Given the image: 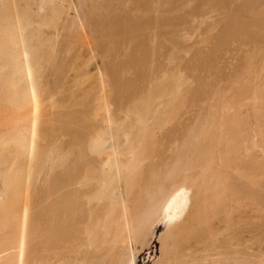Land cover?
<instances>
[{
	"label": "bare ground",
	"instance_id": "6f19581e",
	"mask_svg": "<svg viewBox=\"0 0 264 264\" xmlns=\"http://www.w3.org/2000/svg\"><path fill=\"white\" fill-rule=\"evenodd\" d=\"M238 2L0 0V264H137L160 223L152 264H264L261 52L192 96L176 61L196 13L264 40Z\"/></svg>",
	"mask_w": 264,
	"mask_h": 264
},
{
	"label": "rangeland",
	"instance_id": "374dc122",
	"mask_svg": "<svg viewBox=\"0 0 264 264\" xmlns=\"http://www.w3.org/2000/svg\"><path fill=\"white\" fill-rule=\"evenodd\" d=\"M236 1V3L238 4L239 2V0H234V2ZM241 2V1H240ZM196 4V3H195ZM195 4H193V5H195ZM191 5H192V3H191ZM192 5V6H193ZM197 5V4H196ZM192 6H191V8H192ZM193 9V8H192ZM190 10V9H189ZM188 13V12H187ZM198 14V16H196ZM208 16V17H207ZM218 15L216 14V16H215V13L213 14V13H209V14H207L206 15V17L204 16V18H202V17H200L199 16V13H196L195 14V20L196 19H198L197 21H195L194 20V18L192 19V20H190L188 17H187V19H189V21H187V23L189 22V27H187L186 26V28H187V30H186V32H187V38H185L187 41V47L186 48H184V49H187V51L186 52H184V51H182V49H183V44L185 45V40H184V42L182 43H179V44H177V53L179 52V51H181V52H179L178 53V58H180V54H182L183 53V57L182 58H180L181 60H179L178 61V58H177V62H178V64H179V62L180 63H183V64H181V68L182 67H184L183 65L185 64V66L187 65V64H189V65H187L186 67H184V68H182V69H180V67L178 68V70L180 69L181 70V72H179V74L181 73V74H183V72H184V75H183V77L185 76V75H187V76H185L186 77V80L185 81H187V85L190 87V89H192L193 91H191L190 89H189V87L187 86V89H189L190 91L188 92V90H187V93H188V95H190V96H192V93H197V91H198V89L200 88V89H202V87H203V84L202 83H204V85L206 84H208V85H213L214 83H216V81L217 80H220L221 79V81H219V83L220 84H222L223 86H226V85H229V82L231 81L230 79H228V78H231L232 79V81H234V79H235V77H237L238 78V76H242L241 74H243L244 73V71H245V73L243 74L244 76L243 77H245V74H246V70H245V65H244V67L245 68H242L243 67V65H241V64H244V63H242V61H244V56H245V58L246 57H248L250 54V52L251 53H254L255 52V50H253V49H255L256 48V51L257 52H261V54L260 53H257L258 54V58H259V56H260V58L262 57L263 59H264V56L262 55L263 53L262 52H264V40H262L261 41V39L260 40H256V42H254L255 44H253L252 43V45H251V49L249 48V45L248 46H246V47H244L243 48V50L244 51H242V50H239V47H238V45L239 44H236V43H238L237 41H234V43H233V41L231 42V40H229L230 42L228 43V40L227 39H225V41L228 43H225L224 45H223V43H224V39L222 38V39H220L221 38V33L223 32V26H225L224 25V22L226 23V21H227V19H225V17H223L224 19H222V18H220V16L219 17H217ZM191 17H194V16H191ZM196 17H199V18H196ZM200 18H202L201 20H200ZM218 18H220V19H218ZM215 20H217L216 22H215ZM221 20V21H220ZM223 20H226V21H223ZM199 21V22H198ZM222 21H223V24H222ZM220 22H221V24H220ZM212 23H213V25H212ZM214 24H216V25H214ZM221 26H220V25ZM210 25H212V26H210ZM192 26V27H191ZM210 26V27H209ZM209 27V28H208ZM180 30V29H179ZM183 31H185V30H183ZM181 32V33H184V32ZM185 32V33H186ZM219 35V36H218ZM259 35V34H258ZM216 36V37H215ZM219 39H218V38ZM223 37V36H222ZM216 39V40H215ZM218 39V40H217ZM264 39V38H263ZM222 41V42H220V41ZM216 41V42H215ZM219 41V42H218ZM260 41V42H259ZM258 42H259V44H258ZM219 43H222V44H220L219 45ZM181 45H182V48L181 49H179V47H181ZM219 46V47H216V46ZM236 45V46H235ZM253 45H254V47H253ZM258 45V46H257ZM224 47V48H222V47ZM236 47V48H235ZM257 47H259V48H257ZM261 47V48H260ZM247 48V49H246ZM263 48V49H262ZM179 49V50H178ZM217 49H218V51H217ZM259 49V50H258ZM220 50V51H219ZM249 52H247V51ZM251 50V51H250ZM242 51V52H241ZM252 51H254V52H252ZM199 52V53H198ZM216 52H218V54L216 53ZM241 54H239V53ZM244 52V53H243ZM187 53V54H186ZM214 53V54H213ZM245 53H248V56H246L247 54H245ZM255 53V55H257ZM186 54V55H185ZM204 54V55H203ZM206 54H207V56H206ZM213 54V55H212ZM195 55H198V56H196L195 57ZM238 55H240V56H238ZM244 55V56H243ZM206 56V57H205ZM215 57V58H214ZM230 57V58H229ZM233 57V58H232ZM183 58H185V61L183 60V62H182V59ZM194 58V59H193ZM196 58V59H195ZM200 58H201V60H200ZM207 59V62H206V59ZM211 58H213V59H211ZM227 58H229V59H227ZM203 59V60H202ZM209 59V60H208ZM214 59H215V61H214ZM230 59H232V61L230 60ZM236 59V60H235ZM241 59H242V61H241ZM263 59H260L259 61H263ZM195 62H194V61ZM211 60V61H210ZM241 61V64L239 63L240 61ZM175 61V62H176ZM199 61V62H198ZM200 61H202L201 62V64H200ZM228 61V62H227ZM185 62V63H184ZM193 62V63H192ZM197 62V63H196ZM203 62H204V64H203ZM210 62V63H209ZM212 62H214V63H212ZM216 62V63H215ZM207 63V64H206ZM209 63V64H208ZM236 63H238V64H236ZM195 64H197V65H195ZM198 64H199V66H198ZM205 64L206 65H208L209 66V68H207L208 66H205ZM212 66H211V65ZM229 64V65H228ZM231 64V65H230ZM176 65L177 64H175V67H176ZM180 65V64H179ZM178 65V66H179ZM191 65V66H190ZM217 65V66H216ZM237 65V66H236ZM241 65V66H240ZM177 66V67H178ZM198 66V67H197ZM201 66V67H200ZM205 66V67H204ZM228 66V67H227ZM190 67V68H189ZM211 67V68H210ZM215 67V68H214ZM232 67H234V69L237 71H235V72H233L234 70H233V68ZM242 68V72H238V71H241V68ZM193 68V69H192ZM198 70H197V69ZM204 68H206V69H204ZM217 68H218V70H217ZM200 69V70H199ZM204 69V70H203ZM214 69V70H213ZM239 69V70H238ZM243 69H244V71H243ZM186 70V71H185ZM197 70V71H196ZM220 70V71H219ZM216 71V72H215ZM218 71V72H217ZM201 72V73H200ZM205 72V73H204ZM208 73V75H207V73ZM210 72V73H209ZM212 72V73H211ZM220 72L222 73V75H224L223 77H221V74H220ZM233 72V73H232ZM196 73V74H195ZM236 73L238 74V75H236ZM178 74V73H177ZM178 74V75H179ZM180 74V75H181ZM202 74V75H201ZM217 74H219V75H217ZM234 75V77H229L228 75ZM240 74V75H239ZM201 75V76H200ZM204 75H206V76H204ZM236 75V76H235ZM209 76V77H208ZM214 76H216V77H214ZM227 76H228V78H227ZM184 77V78H185ZM199 77V78H198ZM208 79H207V78ZM212 77H213V79H212ZM217 77H219V78H217ZM221 77V78H220ZM239 77V78H240ZM242 77V78H243ZM248 77V76H247ZM259 77V76H258ZM201 78H203L201 81H203L202 83L200 82V79ZM215 78H216V80H215ZM234 78V79H233ZM189 79V80H188ZM223 79V80H222ZM225 79V80H224ZM260 79H261V77H260ZM260 79H258L260 82H261V80ZM208 80V81H207ZM212 80V81H211ZM230 80V81H229ZM236 80V79H235ZM257 80V85L258 84H260V82ZM262 80H264V77H262ZM200 82V83H199ZM212 82H214V83H212ZM210 83V84H209ZM199 84V85H198ZM262 85H263V82L261 83ZM207 85V86H208ZM192 86V87H191ZM196 86L198 87V88H196ZM201 86V87H200ZM264 86V85H263ZM263 86H261L260 85V87H262V89H263ZM194 88H196L197 89V91H195L196 89H194ZM203 89H204V87H203ZM202 89V90H203ZM199 91H201V90H199ZM198 91V92H199ZM192 92V93H191ZM190 93V94H189ZM161 224V223H160ZM158 225L154 230H153V236L151 237L152 239H150V244H149V246L148 247H145V248H143L142 250H141V252L139 253V255H138V259H137V264H152V262L154 261V260H156L158 257H159V255H160V249H161V244H160V242L158 241V237L160 236V234H162L163 232H164V225L162 224V225ZM155 236V237H154ZM255 243L254 244H257V246H258V244H259V240L258 239H255ZM259 241V242H258ZM173 251H172V249L171 250H167V254L166 255H168V254H171Z\"/></svg>",
	"mask_w": 264,
	"mask_h": 264
}]
</instances>
